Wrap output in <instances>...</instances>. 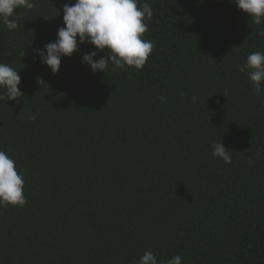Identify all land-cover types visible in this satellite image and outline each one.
Masks as SVG:
<instances>
[{
  "label": "trees",
  "instance_id": "obj_1",
  "mask_svg": "<svg viewBox=\"0 0 264 264\" xmlns=\"http://www.w3.org/2000/svg\"><path fill=\"white\" fill-rule=\"evenodd\" d=\"M34 3L17 29L0 21V63L24 93L0 100V150L27 197L0 206V264H138L146 251L264 264V93L239 71L264 52V22L232 0H138L153 10L142 69L93 73L81 59L97 50L79 44L54 75L32 50L75 0ZM221 139L230 164L212 155Z\"/></svg>",
  "mask_w": 264,
  "mask_h": 264
},
{
  "label": "clouds",
  "instance_id": "obj_2",
  "mask_svg": "<svg viewBox=\"0 0 264 264\" xmlns=\"http://www.w3.org/2000/svg\"><path fill=\"white\" fill-rule=\"evenodd\" d=\"M232 2L247 13L255 24L264 22V0ZM34 7V0H0V21L11 32L19 26L16 10H31ZM62 13L64 26L58 28L55 41L45 44L43 49L32 50L34 62L38 57L39 62L49 67L54 75L60 69L62 57H71L79 44L92 45L97 50L85 53L81 59L93 73L107 72L109 63L119 69L126 66L142 69L153 51V42L143 38L148 30L145 20L153 16L148 3L138 7V0H75L74 4L66 3ZM104 50L108 53L106 57L94 59L98 51ZM22 56H25L24 50ZM239 71L247 72L258 96L264 93V52L250 53L246 63L239 66ZM20 83L19 71L0 63V100H16L24 96L18 87ZM158 99L167 101L163 94ZM35 119V115L28 117L29 121ZM211 149L214 157L222 159L225 164L231 163L232 150L226 148L222 139L214 142ZM24 183L25 178L18 174L14 159L0 150V206H25L27 197L23 193ZM138 264H158L157 257L153 251H146ZM165 264H182V258L175 255Z\"/></svg>",
  "mask_w": 264,
  "mask_h": 264
}]
</instances>
